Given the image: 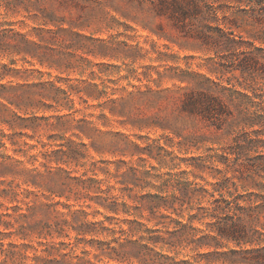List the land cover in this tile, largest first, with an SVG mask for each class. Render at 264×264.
<instances>
[{"label":"rangeland","instance_id":"1","mask_svg":"<svg viewBox=\"0 0 264 264\" xmlns=\"http://www.w3.org/2000/svg\"><path fill=\"white\" fill-rule=\"evenodd\" d=\"M251 4L217 0L183 31L151 0H0V264H232L264 248ZM196 90L228 103L221 128L182 109ZM204 189L255 207L251 241L219 234Z\"/></svg>","mask_w":264,"mask_h":264},{"label":"trees","instance_id":"2","mask_svg":"<svg viewBox=\"0 0 264 264\" xmlns=\"http://www.w3.org/2000/svg\"><path fill=\"white\" fill-rule=\"evenodd\" d=\"M238 1H248V4L257 1L262 7L264 0H238ZM154 8V12L159 16L169 17L174 25L183 30V22L189 18L197 17L204 13L205 6L209 9H214L217 0H151ZM253 7L255 3L251 4ZM216 12V10H213ZM185 23V22H184ZM184 31V30H183ZM203 37V36H202ZM17 46L20 44L16 43ZM10 47L7 44H3ZM15 45V44H14ZM245 56L241 59L239 63V68L245 72L248 70H257L256 60ZM259 96V95H258ZM261 98V96H259ZM264 100L263 98H261ZM182 109L190 114H199L203 118L208 119L215 124L216 127L221 128L228 117H231L233 112L228 106V103L218 95H214L203 90L190 91L186 94L183 99ZM226 186H220V190L224 189ZM205 190V189H204ZM218 190V189H217ZM214 190L212 192L206 193L212 196L211 205L209 207L210 211H206L205 216H224L227 224L223 219L218 218L220 225L219 234L230 240H235L237 244L246 243L250 240L245 232L246 216L252 217L253 219L258 215L255 211V207L251 212L250 205H244L241 201V194L232 193V199H226L222 197H216ZM232 191V190H231ZM222 197V198H221ZM257 206L260 207V211L264 209V197L257 199ZM224 202V203H223ZM232 211V213H230ZM255 213V214H253ZM216 215V216H215ZM231 255H239L240 258H229ZM225 256L229 259V263H250V264H264V248L259 249H247L238 250L231 249L226 252Z\"/></svg>","mask_w":264,"mask_h":264}]
</instances>
